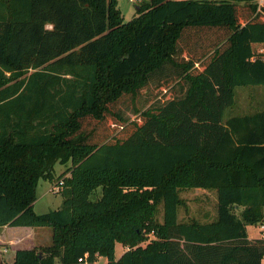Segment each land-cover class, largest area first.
<instances>
[{"label": "trees", "instance_id": "trees-1", "mask_svg": "<svg viewBox=\"0 0 264 264\" xmlns=\"http://www.w3.org/2000/svg\"><path fill=\"white\" fill-rule=\"evenodd\" d=\"M137 5L124 20L117 0H0V226L51 228L0 264H264L246 228L264 225V104L234 99L264 85V1ZM149 83L176 94L121 116ZM56 162L61 203L36 212ZM194 187L215 190L214 219H178Z\"/></svg>", "mask_w": 264, "mask_h": 264}, {"label": "rangeland", "instance_id": "rangeland-1", "mask_svg": "<svg viewBox=\"0 0 264 264\" xmlns=\"http://www.w3.org/2000/svg\"><path fill=\"white\" fill-rule=\"evenodd\" d=\"M140 0H117V5L120 8L122 17L124 20L130 19L134 14H136V9L138 7L137 3ZM241 6H246L247 2L251 0H233ZM258 3L263 2L264 0H255ZM254 48L256 51H264V43H255ZM242 90V88H244ZM264 85H248V86H237L235 88L234 99L236 101L235 109L239 111H247L256 108L263 102H256L253 98V95L257 92H264V89H260ZM251 88H255L251 90ZM241 89V90H240ZM252 92V93H249ZM176 94L175 90L172 87L162 85H155L149 83L141 89V92L136 96H124L120 101V115L129 119H134L141 109L146 108L147 106L161 102L173 95ZM261 96V94H260ZM258 95L256 98L260 99ZM249 99V100H248ZM258 103V105H257ZM93 122L89 121L87 127L92 126ZM97 129H101L99 126ZM108 134L101 137L102 139H109L111 136L110 132L106 130ZM67 163H58L56 162L53 168V178H40L36 186V198L33 201V209L36 212H45L50 209L56 208L60 205L62 196L59 192L55 191L53 184L57 181V176L63 169L66 167ZM100 187H98V191ZM181 194L185 197V201L188 202L191 212H186L183 209V206L180 207L178 212V218L184 219L189 217V214L197 216L201 220L205 219L201 215V210L207 207L212 206V199L208 196L204 197V193L201 192V189H183ZM200 210V212H198ZM162 209L159 207L156 213V217L161 220ZM211 217V213L208 215V218ZM250 233L253 235L264 236V227L261 224H256L253 228L249 227ZM0 234L3 233L5 239L0 242V262L11 263L14 260V248L16 246H30L38 247L39 245L49 244L51 241V228L50 226H24V225H2L0 227ZM152 237L150 232L147 235V238L141 241V244H145ZM115 243V256L126 248L124 244L119 241ZM12 243V244H11ZM94 264H108L107 259L103 255H98Z\"/></svg>", "mask_w": 264, "mask_h": 264}, {"label": "crops", "instance_id": "crops-1", "mask_svg": "<svg viewBox=\"0 0 264 264\" xmlns=\"http://www.w3.org/2000/svg\"><path fill=\"white\" fill-rule=\"evenodd\" d=\"M255 44V43H254ZM253 44V45H254ZM245 89V87L244 88H242V90H244ZM253 89H255V88H251V90H253ZM260 89H264V87H260ZM241 90V89H240ZM249 93H252V92H249ZM260 94H261V96H260ZM260 96V99L259 98H256L257 96ZM253 98L256 100V102H263L264 103V92H262V93H260V92H257V93H255L254 95H253ZM249 100V99H248ZM190 189H195V190H199V189H201V192H203L204 193V197H210L211 199H212V206L211 207H207V208H204L203 210H201V215L203 216V217H205V219H203V220H201L200 218H198L197 216H194V215H192V214H189L190 216L189 217H187V218H184V219H179V220H185V219H188V218H192V217H194V218H196L197 220H201V221H209V220H212V219H214L215 217H216V214H217V209H216V201H217V199H216V192H215V190H213V189H207V188H202V187H194V188H190ZM181 194V193H180ZM180 196H182L183 198H184V200H185V197L181 194ZM183 206V209L186 211V212H191L190 211V207H189V205H188V202L187 201H185L184 202V204L183 205H181V206H179L178 207V212H179V208L180 207H182ZM198 212H200V210L198 211ZM211 213V217L210 218H208V215ZM256 225V224H255ZM254 224H247L246 225V228H247V232H248V235L250 236V237H257V236H259V235H253V234H251L250 233V230H249V227L250 226H252V228L255 226ZM24 226H27V225H24ZM1 227V226H0ZM1 232V231H0ZM5 237L6 236H4L3 235V233L2 234H0V242H2L4 239H5ZM2 240V241H1ZM12 244V243H11ZM116 244H117V242H116ZM116 246V245H115ZM22 246H16L15 248H14V252H15V250L17 249V248H21ZM23 247H31V245L30 246H23ZM123 252V250H121L118 254H117V257L121 254ZM14 255V254H13Z\"/></svg>", "mask_w": 264, "mask_h": 264}, {"label": "built area", "instance_id": "built-area-1", "mask_svg": "<svg viewBox=\"0 0 264 264\" xmlns=\"http://www.w3.org/2000/svg\"><path fill=\"white\" fill-rule=\"evenodd\" d=\"M61 183H62V179H60L58 183H54V184H53V188H54L55 191H57V190L59 189V185H60ZM261 226L264 227L263 224H261Z\"/></svg>", "mask_w": 264, "mask_h": 264}]
</instances>
